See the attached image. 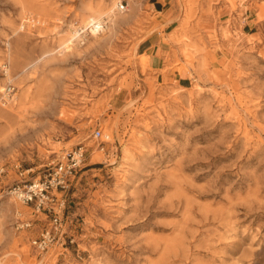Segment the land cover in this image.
Wrapping results in <instances>:
<instances>
[{"label":"rangeland","instance_id":"1","mask_svg":"<svg viewBox=\"0 0 264 264\" xmlns=\"http://www.w3.org/2000/svg\"><path fill=\"white\" fill-rule=\"evenodd\" d=\"M154 1L0 0V166L34 178L85 151L42 253L0 178V264H264V0H159L166 33ZM159 27L157 69L137 48Z\"/></svg>","mask_w":264,"mask_h":264},{"label":"built area","instance_id":"2","mask_svg":"<svg viewBox=\"0 0 264 264\" xmlns=\"http://www.w3.org/2000/svg\"><path fill=\"white\" fill-rule=\"evenodd\" d=\"M116 9L120 13L125 11L122 3H119ZM4 72H7L6 68ZM8 89H10L8 92L3 93L4 96L13 94L10 86ZM4 99L10 100L12 97ZM92 135L103 142L109 140V136L101 130L93 131ZM84 154L85 151L81 147L71 149L55 164L46 165L34 178H29L32 170L22 169L19 163L7 162L0 166V178L6 177L7 183H11L6 195L30 211L28 218H24L21 212L16 213L14 230L26 237L28 231L33 233L27 237L33 251L37 253L47 251L57 240L58 233L62 236L67 192L78 173L84 168Z\"/></svg>","mask_w":264,"mask_h":264},{"label":"crops","instance_id":"3","mask_svg":"<svg viewBox=\"0 0 264 264\" xmlns=\"http://www.w3.org/2000/svg\"><path fill=\"white\" fill-rule=\"evenodd\" d=\"M166 4L167 3L165 2L156 0L149 5V10L151 7L150 12L155 17L158 15L164 17V21L157 22V25L160 27L165 26V28L162 29L165 33L172 25L171 22L169 23L167 21L168 11ZM160 27L157 29L156 32H152L143 41H141L137 48L139 52L149 56V60L151 62L152 67L157 69H160L161 67H163L164 64H166L162 57V54L166 53V49H168L165 43L162 41ZM170 76L173 78L174 74H170ZM188 81V78L177 79L178 86L182 88H186V85H188Z\"/></svg>","mask_w":264,"mask_h":264},{"label":"bare ground","instance_id":"4","mask_svg":"<svg viewBox=\"0 0 264 264\" xmlns=\"http://www.w3.org/2000/svg\"><path fill=\"white\" fill-rule=\"evenodd\" d=\"M113 10V9H112ZM113 11H110L104 15H101L99 13H92L90 17H88V21L86 24L80 28H75L74 32H70V39L66 44L72 43L75 41L78 44H82L85 41V32L88 30V34L91 35V37H97L99 34L105 32L108 29L107 23L111 22V28L113 29L116 26V22L112 19ZM105 17V18H104ZM107 20V21H106ZM118 23V22H117ZM84 28V29H83ZM10 89L5 88L2 89V95L8 92ZM4 96V95H3ZM13 94L8 95V97L5 95L4 97L6 99L11 98ZM19 211H16L18 213ZM44 252V251H42ZM39 252V253H42Z\"/></svg>","mask_w":264,"mask_h":264}]
</instances>
